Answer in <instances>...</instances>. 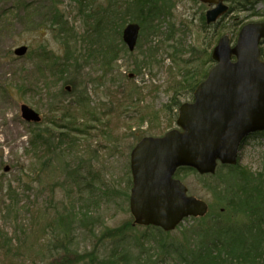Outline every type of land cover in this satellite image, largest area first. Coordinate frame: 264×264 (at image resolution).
Returning a JSON list of instances; mask_svg holds the SVG:
<instances>
[{"label":"rangeland","instance_id":"rangeland-1","mask_svg":"<svg viewBox=\"0 0 264 264\" xmlns=\"http://www.w3.org/2000/svg\"><path fill=\"white\" fill-rule=\"evenodd\" d=\"M128 1L0 0V264H49L50 258L62 253L55 248L59 214L66 216L71 210L78 215L87 213L94 217L97 229L130 219L129 201L122 195L116 197L114 191L124 190L127 199L126 181H132L130 155L136 137L159 136L176 127L180 105H173V98L178 96L180 103L192 99L190 90H185L188 86H180L186 70L199 68L207 56L211 58L223 34L235 38L243 24L264 21V0L249 10L224 13L212 25L205 20L212 5L199 0H166L167 17L152 41L140 42L142 46L131 56L119 51L120 58L114 60L110 50L102 56L110 41L120 50L119 31L130 22L113 15L115 25L106 26L110 19L107 11L120 12ZM84 6L86 14L94 13L93 17L80 10ZM56 14L72 28L74 36L53 21ZM111 26L116 28L114 32ZM67 42L81 64L76 92L73 85L55 82L52 75L57 69L51 67L55 55L61 58L66 54ZM21 46H27L28 51L18 56L14 50ZM150 53L153 58H147L150 63L147 60L145 64L154 65L136 73L132 57L142 59ZM213 63L211 60L202 66L199 79ZM83 94L95 116L77 101ZM22 104L37 111L42 122L26 121L20 111ZM73 115L77 123L71 127ZM52 119L59 126L51 124ZM37 124L50 126L54 142L61 140L59 154L47 168L30 143L31 127ZM263 163V135L247 138L239 151L240 166L257 173L264 172ZM73 169L80 177L79 187L70 184L72 177L66 171ZM177 177L183 179L192 196L206 200L210 209H221L209 188L218 176L201 178L193 171ZM192 223L188 218L183 226ZM85 228L75 231L72 239L74 248L83 251L95 243ZM101 254H105L104 249Z\"/></svg>","mask_w":264,"mask_h":264},{"label":"trees","instance_id":"trees-1","mask_svg":"<svg viewBox=\"0 0 264 264\" xmlns=\"http://www.w3.org/2000/svg\"><path fill=\"white\" fill-rule=\"evenodd\" d=\"M227 1L230 3V12H232L238 11V9H252L259 0ZM166 4V0L128 1L125 6L120 8V12L107 11V16L110 19L105 22V25H115L117 19L113 15H119L120 20L124 23L127 19L131 22H138L143 33L137 46L141 47L142 42L150 39L152 41L153 36H156L161 30V23L166 19L169 8ZM80 10L85 13L86 17H93L94 13L86 14V6L80 7ZM58 16V14L53 16V21L60 24L61 30L68 31L70 35L74 36L72 28L68 27L62 16ZM85 22H88V18ZM120 25L123 26L121 23ZM114 30L116 28L111 26V31L114 32ZM119 32L122 38V31ZM86 40V44L90 43L88 37ZM120 42L121 44L118 45L120 50L116 44L113 45L110 41L109 49L102 50L101 55L106 57L110 50L111 54L113 53L112 55L115 56L114 60L118 58L119 51H124L131 56L133 52L127 49L123 39ZM67 44L68 50L64 56L59 58L55 55V61L51 67L54 69L57 66V69L53 70L52 75L56 78L55 82L63 80V84L73 85L75 89L72 88V90L76 92L78 91V70L81 64H79V58L74 57L75 49L70 47L69 42ZM153 47L156 48V46ZM132 58L134 71L138 74L143 69L154 65L145 64L147 58H153L151 53L148 56L144 55L142 59L139 55ZM207 58L208 60L199 64V68L186 70L185 79L180 82L181 88L184 89L185 86H188L185 90H190L191 94L193 93L198 82L208 74V70L204 71L205 74L199 79L200 74H203L202 66L211 62L210 56ZM149 61L148 63H150ZM100 63L101 66H104L103 61ZM72 67H74L73 71H70ZM104 69L112 70L113 68ZM60 90L62 93V89ZM76 99L84 106L85 112L96 115L95 110L89 109L84 94ZM179 103L178 96L174 97L173 105L178 106ZM140 119L141 122L145 120L143 116ZM70 123L71 127L77 123L76 116H71ZM51 124L58 125L54 119L51 120ZM51 130L50 126L41 128L38 124L32 126L30 130L32 133L30 143L35 151L38 150L37 154L40 153L38 157L42 158L41 164L45 168L49 167L47 163H50L52 158L59 154L57 149L61 140L57 143L56 140L54 142ZM142 137L144 136L140 135L136 139L140 140ZM224 169L225 173L219 175V172ZM76 170L73 169L71 172L67 170L66 172L72 177L70 184L74 183L75 187L76 185L79 187L78 179L80 177L75 176ZM193 171L196 172L193 168L182 167L179 168L177 176ZM216 176L220 179L209 185V188L218 199L221 209L218 207L215 209L212 206L211 211L204 217L191 218L192 224L183 226L182 223L171 232L155 226H138L134 224L133 216L120 222L117 226L103 225L97 229L94 217L86 215L87 213L78 215L71 210L66 216L59 214L57 223L60 228L56 235L55 248L61 250L62 253L55 254L56 258H50L49 264H264V172L254 173L252 170L240 166L238 161L235 165H219V169L214 175H200L201 178L212 179ZM126 182L129 192L133 182L130 178ZM66 188H69V185ZM123 191L121 189L114 191L115 196L122 195L124 201H129L130 192L125 193L127 198L125 199ZM81 226L89 228L88 233L95 238L93 248L90 250L83 251L73 246V233L75 231L78 233ZM103 249L105 250L104 255L101 254Z\"/></svg>","mask_w":264,"mask_h":264},{"label":"water","instance_id":"water-1","mask_svg":"<svg viewBox=\"0 0 264 264\" xmlns=\"http://www.w3.org/2000/svg\"><path fill=\"white\" fill-rule=\"evenodd\" d=\"M201 1L216 4L207 11L208 23L217 21L229 9L224 0ZM139 30L136 23L124 30V40L131 50ZM262 38L264 22L243 26L234 46L228 35L223 36L212 53L217 63L194 92V101L179 109L180 128L159 137H144L133 148L129 203L135 224H153L170 231L185 217L205 216L207 201L188 195L185 184L174 177L175 172L189 166L201 174L214 173L219 161L235 164L244 138L255 131L264 132ZM27 49L22 46L15 52L24 55ZM21 112L28 122L41 121L39 113L27 104L21 105Z\"/></svg>","mask_w":264,"mask_h":264},{"label":"bare ground","instance_id":"bare-ground-1","mask_svg":"<svg viewBox=\"0 0 264 264\" xmlns=\"http://www.w3.org/2000/svg\"><path fill=\"white\" fill-rule=\"evenodd\" d=\"M21 47H22V46H21ZM127 47H128V46H127ZM18 48H20V47H17L16 49H18ZM128 48H129V47H128ZM128 48H127V49H128ZM16 49H15V50H16Z\"/></svg>","mask_w":264,"mask_h":264},{"label":"flooded vegetation","instance_id":"flooded-vegetation-1","mask_svg":"<svg viewBox=\"0 0 264 264\" xmlns=\"http://www.w3.org/2000/svg\"><path fill=\"white\" fill-rule=\"evenodd\" d=\"M262 55L264 56V53H262Z\"/></svg>","mask_w":264,"mask_h":264}]
</instances>
